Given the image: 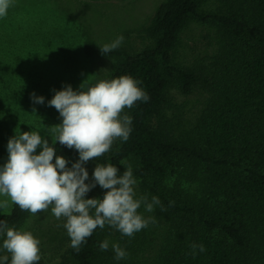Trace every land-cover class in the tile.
<instances>
[{"label":"trees","instance_id":"obj_1","mask_svg":"<svg viewBox=\"0 0 264 264\" xmlns=\"http://www.w3.org/2000/svg\"><path fill=\"white\" fill-rule=\"evenodd\" d=\"M199 2L165 0L140 32L150 41L148 45L135 52L116 48L106 53L118 60L103 79L131 76L149 99L124 109L122 115L132 118L129 138L112 144L97 164L115 165L122 174L125 161L133 159L142 196L149 201L156 196L161 202L156 209L157 217L165 219L162 245L152 262L141 264H264V0H250V22L240 20L238 13H202ZM25 7L26 0H13L7 15L0 17L2 57L11 54L10 23L17 17L23 19ZM190 16L218 22L234 29L238 37L245 33L252 52L243 48H238L239 55L227 49L223 52L215 97L181 144L152 124V117L170 104L167 89L172 82L189 94L198 81L194 70L174 62L180 32ZM229 46L235 47L233 41L224 45ZM54 147L68 165L79 159L74 148L58 141ZM97 187L102 198L105 190ZM29 213L13 204L10 212L0 215V221L17 228ZM146 229L133 238L107 224L103 229L97 227L79 252L69 248L70 257L77 264H116L114 250L99 247L112 237L121 241L127 253L129 259L123 264H140L133 261V244L146 238ZM193 243L202 244L205 251L197 247L193 255ZM4 255L10 264V254Z\"/></svg>","mask_w":264,"mask_h":264},{"label":"rangeland","instance_id":"obj_2","mask_svg":"<svg viewBox=\"0 0 264 264\" xmlns=\"http://www.w3.org/2000/svg\"><path fill=\"white\" fill-rule=\"evenodd\" d=\"M164 1L26 0V15L22 20L17 17V21L10 23L11 54L0 56V166L8 157V140L16 133L38 131L52 143L50 129L62 121L58 111L48 105L55 92L67 85L80 90L81 83L87 78L90 83H96L107 77L118 58L103 54L99 46L111 43L118 36L124 37L118 48L130 52L148 45L150 41L140 32ZM249 3L250 0H200L199 10L202 13H238L240 20L249 21L253 20ZM233 33L234 29L218 22H204L194 16H190L182 28L174 62L194 70L198 81L189 94H184L177 83L172 82L167 89L170 104L152 117V124L162 127L173 140L186 143L191 129L215 97L221 79L223 52L227 49L239 55L238 48L252 52V42L246 34L238 37ZM236 37L238 39L234 40ZM231 40L235 47L225 48L224 45L228 46ZM33 93L37 97L43 96L44 103H33ZM119 141L117 139L113 144ZM41 150L38 147L37 153ZM97 160L94 158L84 165L89 173L86 183L91 181ZM125 165H131L133 169L137 181L136 197L139 198L143 190L137 165L133 159H127ZM98 196L97 185L86 194V198ZM4 199L7 197L0 196V200ZM12 206L10 202L9 212ZM141 209L145 218L155 217V222H150L145 230L146 238L140 237L133 244V261L140 264L150 263L157 256L165 229V219L157 217V209L152 213L145 211L143 205ZM4 213L0 210V215ZM64 222L63 219L57 220L49 208L36 215L29 213L15 229L30 231L39 239L41 259L38 264H77L69 254L71 242L63 227ZM4 238L0 236V255L8 254L2 248ZM108 240L109 247L119 244L123 249L117 238L108 237ZM128 259H119L116 264H123Z\"/></svg>","mask_w":264,"mask_h":264},{"label":"clouds","instance_id":"obj_3","mask_svg":"<svg viewBox=\"0 0 264 264\" xmlns=\"http://www.w3.org/2000/svg\"><path fill=\"white\" fill-rule=\"evenodd\" d=\"M12 4L13 0H0V17L7 15ZM123 40L122 35L118 36L99 46L100 50L106 54L118 48ZM148 99L138 82L128 75L96 83L87 78L80 90L67 85L56 91L48 105L58 111L62 121L50 129L52 143L38 131H21L8 140V157L0 166V196L7 199L0 200V210L8 213L10 202L32 215L51 208L57 220L65 221L63 227L70 237V246L77 252L97 227L103 229L107 224L131 237L155 222L154 217L145 218L138 209L143 205L145 211L152 213L161 202L156 196L151 201L146 195L136 197L137 181L131 165L119 174L117 166L98 163L90 183H86L89 173L84 166L110 151L115 140H128L132 118L122 113L137 101ZM32 100L35 104L44 103V97L35 93ZM57 141L78 152L79 159L70 167L65 156L56 154ZM38 147L42 149L39 153ZM96 185L105 190L102 198H86ZM160 210L166 211L162 206ZM0 236L5 237L2 248L10 254V264H38L40 241L30 231L17 230L0 221ZM99 247L106 251L108 240ZM191 247L193 255L197 247L205 251L202 244L193 243ZM112 248L117 260L127 256L119 244H113ZM0 264H9V256H0Z\"/></svg>","mask_w":264,"mask_h":264}]
</instances>
